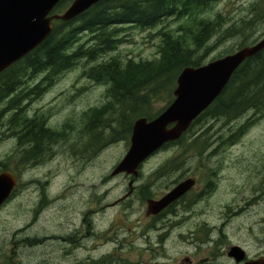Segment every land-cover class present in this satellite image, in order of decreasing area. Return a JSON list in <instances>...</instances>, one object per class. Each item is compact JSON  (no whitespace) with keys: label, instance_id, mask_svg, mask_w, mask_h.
<instances>
[{"label":"rangeland","instance_id":"1","mask_svg":"<svg viewBox=\"0 0 264 264\" xmlns=\"http://www.w3.org/2000/svg\"><path fill=\"white\" fill-rule=\"evenodd\" d=\"M259 1L214 0L200 13V16L208 19H219L222 24L219 32L198 52L204 56V63L229 51H236L242 41V34L223 37L224 32L230 26L241 24L242 20L255 18L251 16L250 9L252 4ZM67 8L68 6L65 9ZM260 19L261 21L254 23L255 29L246 33L249 37L246 38L248 43L254 44L264 37V19ZM189 23L188 19L169 17L152 28L124 25L120 36L123 41L115 50L103 54L96 61L81 60L78 65L61 73L51 83L43 82L45 73L38 75L35 80L32 79L30 86L41 84L43 91L38 96L30 97L27 102H22L27 115L39 118L46 126H52L55 130L68 132L65 137L52 144L47 156L38 164H27L23 161L18 137L12 135L11 131L10 120L13 114L5 116L6 111L0 115V169H9L19 180L17 198L0 214V239L1 236L3 239L4 236L10 238V231L15 224L19 229V237L15 238L14 244L11 243L9 248L3 249L2 264H26L27 232L59 234L63 220L67 222L65 264H90L94 256L107 252L106 239H103L100 232L98 237L91 233L90 221L94 217L92 213L88 216L89 223H84L78 213L89 208L91 204H97V224L99 227H106L110 219L107 204L122 193L118 179L110 180L109 175L127 153L130 143L127 140H118L92 154L89 148H85L84 144L89 142V136L83 134L82 130L86 124L87 113L106 102L109 85L87 77L84 69L115 56L123 62L158 58L163 33H175L181 25ZM86 38L85 36L80 43L85 42ZM168 100L167 93L155 97L153 111L164 108ZM5 107L0 104V112ZM250 115L247 113L233 122L207 119L203 125L196 126L194 134L209 129L212 145L202 157L203 163L193 153L181 157L179 155L180 161L185 162L175 169L218 171L214 188L208 191L199 204V210L190 221V226L201 225L207 230L210 229L213 239L225 234V242L240 244L251 256H255L264 254V195L253 180L256 178L255 169H264V115L258 114L254 118ZM251 118L252 121L248 123ZM242 124L248 126L236 135L232 143L225 145L221 136L225 138ZM178 154V146L161 149L148 158L141 169L148 175L151 170L159 169ZM48 199H51L50 202ZM103 206L106 208L104 211L101 210ZM33 219L34 223L30 226ZM179 240L178 235H172L170 254L176 258L186 255L194 258L193 249L183 246ZM40 244L42 248L38 247ZM94 247L96 248L93 249ZM226 253L223 245L216 254L203 249L199 256H211L210 262L205 264H235ZM33 254L34 264H61L64 261L57 238H43V242L36 244Z\"/></svg>","mask_w":264,"mask_h":264},{"label":"trees","instance_id":"2","mask_svg":"<svg viewBox=\"0 0 264 264\" xmlns=\"http://www.w3.org/2000/svg\"><path fill=\"white\" fill-rule=\"evenodd\" d=\"M72 1L63 0L55 12H62ZM209 2L213 1L101 0L70 21L56 20L53 31L38 47L0 73V101L18 90L17 98L10 101L7 109L23 112L21 97L37 94L41 84L33 85L34 89L28 91L20 87L32 85L31 80L42 73H45L43 82L51 83L81 60L96 61L103 54L115 50L123 41L120 36L124 24L146 29L159 25L169 17L188 19L190 23L181 25L175 33H163L158 58L123 62L115 56L84 69L87 77L109 85L106 102L87 113V124L82 130L83 134L89 136L85 148L99 151L118 140L129 142L134 122L138 118L153 119L172 103L173 91L182 70L188 66L205 64L204 56L198 52L222 27L219 19L215 21L200 16L211 4ZM250 10L251 16L255 18L242 20L241 24L230 26L224 32L223 37L242 34L237 49L252 45L246 40V33L255 29L254 23L261 21L260 18L264 19V0L252 4ZM255 19L258 20L255 22ZM85 36L87 40L80 43ZM163 93L169 94L168 104L153 111L154 98ZM247 113L253 118L258 114L264 115V49L239 66L223 92L178 140L163 146L162 149L178 146L179 154L159 169L180 168L185 162H181L180 157L190 153L197 155L200 163H203L202 157L212 145V136L209 129L194 134L195 127L203 125L207 119L233 122ZM18 120L19 145L23 152L22 159L27 164L41 162L52 144L68 134L66 130L46 126L39 118H28L26 114H21ZM251 121L252 118L248 123ZM247 126L242 124L225 138L221 136L224 144L232 143Z\"/></svg>","mask_w":264,"mask_h":264},{"label":"flooded vegetation","instance_id":"3","mask_svg":"<svg viewBox=\"0 0 264 264\" xmlns=\"http://www.w3.org/2000/svg\"><path fill=\"white\" fill-rule=\"evenodd\" d=\"M19 89L33 90L34 86L20 87ZM42 91L43 88L40 87V91L37 94L21 97V105H24L22 102H27L30 97L40 95ZM17 92L18 90L2 98L0 104L8 108L10 101L13 98H17ZM6 107L0 112V115H3L6 111L5 116L10 113L13 114L10 120L11 131L12 135H17L19 140L18 119L21 114L27 115V113L24 107L21 113L18 109H7ZM28 118L31 117L29 116ZM93 152L96 151L92 148L90 153L92 154ZM137 170L136 173H116V169H113L110 173V180L118 179L122 193L119 197L112 198L111 202L107 204L110 219L106 227H99L97 224L96 214L99 212V208H95L97 204H91L89 208L78 213L84 223H89L88 216L92 213L94 217L92 218L93 221H90L92 223L91 233L93 236L98 237L100 232V235L103 236V239H106L108 245L107 252L100 256H94L90 264H205L210 262L211 256L200 257L201 251L204 249L209 252L213 251L216 254L223 245H225L226 254L235 261V264H246L252 260L264 258V254L251 256L246 248L240 244L225 242V234H221L223 236L219 235L218 239H213L210 229L207 230L201 225L198 227L190 226V221L199 210V204L205 199L208 191L213 189L216 184V174L218 173L216 169H153L148 175L144 169ZM5 171H9V169H0V173ZM11 173L14 174L13 172ZM254 173H256V178L253 179L255 185L258 186L259 191L264 195V169H255ZM14 175L17 178V184L0 205V214L17 198L19 180L17 175ZM188 179L194 180L189 190L163 208H156L157 202L161 201ZM259 197L262 198L261 196ZM50 200L48 199V202ZM101 210L104 211L106 208L103 206ZM201 214H204V211H201ZM33 223L34 219L30 222V226ZM205 225L208 227L207 223ZM10 232V238L4 236L5 238L3 239V236H1L0 239V264L3 262L4 247L6 249L9 248L11 243L14 244L15 238L19 237V229L16 224ZM58 233L47 235L28 231L26 234V264H34V248L36 244L43 242V238L45 240L58 239L64 258L61 264H65L67 255L66 220L60 223V231ZM173 234L178 235L179 241L183 246L193 249L194 258L188 255L176 258L170 254ZM41 244V247L38 246L39 248L43 247ZM233 246H239L245 251L246 256L242 260L237 261L234 256H229V251Z\"/></svg>","mask_w":264,"mask_h":264},{"label":"water","instance_id":"4","mask_svg":"<svg viewBox=\"0 0 264 264\" xmlns=\"http://www.w3.org/2000/svg\"><path fill=\"white\" fill-rule=\"evenodd\" d=\"M62 0H0V73L38 47L53 31L54 20L70 21L101 0H74L63 13H54ZM264 49V38L252 46L211 61L199 67L182 70L174 90V101L157 117L137 119L131 145L116 166V173H136L140 166L166 143L178 140L193 122L223 92L234 72L249 57ZM188 179L156 203L161 209L189 190ZM17 184L9 171L0 173V205ZM229 256L237 261L246 253L233 246ZM246 264H264V258Z\"/></svg>","mask_w":264,"mask_h":264},{"label":"bare ground","instance_id":"5","mask_svg":"<svg viewBox=\"0 0 264 264\" xmlns=\"http://www.w3.org/2000/svg\"><path fill=\"white\" fill-rule=\"evenodd\" d=\"M209 1H210V0H209ZM212 1H213V0H212ZM209 3H211V2H209ZM206 5H207V4H206ZM244 38H245V37H244ZM248 38H249V37H248ZM248 38H247V39H248ZM48 86H49V85H48ZM48 86H47V87H48ZM28 117H29V115H28ZM86 124H87V123H86Z\"/></svg>","mask_w":264,"mask_h":264}]
</instances>
